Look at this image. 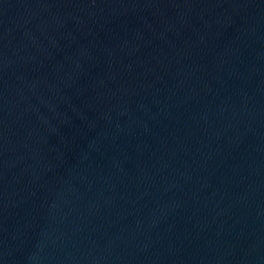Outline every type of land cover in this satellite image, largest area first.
Here are the masks:
<instances>
[{
    "label": "water",
    "instance_id": "water-1",
    "mask_svg": "<svg viewBox=\"0 0 264 264\" xmlns=\"http://www.w3.org/2000/svg\"><path fill=\"white\" fill-rule=\"evenodd\" d=\"M0 264H264V0H0Z\"/></svg>",
    "mask_w": 264,
    "mask_h": 264
}]
</instances>
